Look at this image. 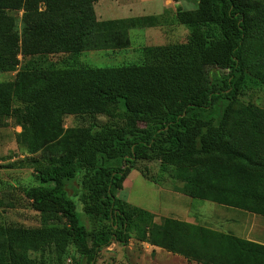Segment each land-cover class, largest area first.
I'll use <instances>...</instances> for the list:
<instances>
[{
  "label": "trees",
  "instance_id": "trees-1",
  "mask_svg": "<svg viewBox=\"0 0 264 264\" xmlns=\"http://www.w3.org/2000/svg\"><path fill=\"white\" fill-rule=\"evenodd\" d=\"M93 1L0 0V71H16L19 54L77 59L123 50L128 28L160 24L154 17L97 22ZM244 1L197 0L194 10L178 9L174 21L186 27V42L144 47L139 63L44 70L29 59L13 83L0 82V127L5 119L20 126L17 141L30 154L65 114L122 116L120 124L76 127L64 156L36 169L39 184L23 194L42 226H1L0 264H62L70 248L96 264L103 249L126 245L135 230L136 239L199 263L264 264L263 244L171 219L155 224L150 212L117 196L137 161L157 158L190 173V194L264 216V107L233 109L245 86L264 88V0ZM20 7L18 32L9 11ZM32 72L37 78L29 81ZM79 172L83 211L98 223L90 232L78 195L68 193Z\"/></svg>",
  "mask_w": 264,
  "mask_h": 264
},
{
  "label": "rangeland",
  "instance_id": "rangeland-1",
  "mask_svg": "<svg viewBox=\"0 0 264 264\" xmlns=\"http://www.w3.org/2000/svg\"><path fill=\"white\" fill-rule=\"evenodd\" d=\"M263 0H245L246 3H259ZM40 10L43 5L38 6ZM15 20L18 32L21 30L23 10L9 11ZM143 29L132 30L129 35L131 46L125 50H90L84 51L72 58L68 53H47L45 55L23 58L14 72L0 71V82L13 83L23 68L24 63L37 59L44 70L48 68L63 69L67 67L82 68H113L141 62V48L145 46L142 37ZM173 34V35H171ZM168 38L175 43H185L187 32L171 33ZM29 81L37 78V73ZM30 78V77H29ZM28 82V81H27ZM27 82H24L25 87ZM28 84H32L29 82ZM21 88V86H19ZM254 106L264 107V88L247 85L233 105V109ZM122 116L112 111L107 115L65 114L57 123L56 129L46 128L45 144L36 153L30 154L18 143L17 137L21 132L20 126L12 119H5L0 127V227L23 226L40 227V215L33 210L31 202L23 194V189L38 185L36 169L40 166L58 162L70 147V135L78 126L96 123L120 124ZM241 140L240 137H236ZM232 141V139L230 140ZM241 144L240 142H237ZM79 172L74 187L68 193L74 197L77 213L88 232L97 229L98 223L86 215L80 200L81 178ZM190 176L182 168L162 166L159 159L139 160L126 178L118 197L138 208L147 210L153 215V222L160 224L163 219H171L188 224L198 225L224 234L253 241L264 245V216L241 210L237 207L219 205L190 194L186 190L185 181ZM83 191V190H82ZM192 193V192H191ZM133 232L126 245L112 243L103 249L96 264H203L181 254L172 253L166 249L150 245L147 241L135 238ZM39 258V254H32ZM43 259L52 261L53 255L45 252ZM62 264H87L73 248L62 258Z\"/></svg>",
  "mask_w": 264,
  "mask_h": 264
},
{
  "label": "crops",
  "instance_id": "crops-1",
  "mask_svg": "<svg viewBox=\"0 0 264 264\" xmlns=\"http://www.w3.org/2000/svg\"><path fill=\"white\" fill-rule=\"evenodd\" d=\"M196 6L197 0H97L92 2V11L97 22L128 21L143 17L160 19L158 26L128 28L127 36L130 45L125 48L128 49L132 43L129 33L137 29L144 30L141 35H138L146 43L143 48L175 43L174 38L172 40L168 38L173 35L171 33L187 32L186 27L174 21L175 12L178 9L194 10Z\"/></svg>",
  "mask_w": 264,
  "mask_h": 264
}]
</instances>
